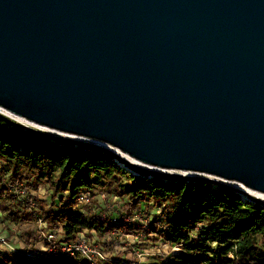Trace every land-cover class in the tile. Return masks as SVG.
<instances>
[{
  "label": "water",
  "instance_id": "1",
  "mask_svg": "<svg viewBox=\"0 0 264 264\" xmlns=\"http://www.w3.org/2000/svg\"><path fill=\"white\" fill-rule=\"evenodd\" d=\"M0 108L264 193V0H0Z\"/></svg>",
  "mask_w": 264,
  "mask_h": 264
},
{
  "label": "trees",
  "instance_id": "2",
  "mask_svg": "<svg viewBox=\"0 0 264 264\" xmlns=\"http://www.w3.org/2000/svg\"><path fill=\"white\" fill-rule=\"evenodd\" d=\"M40 185L46 186L50 203L30 191ZM98 189L116 195L130 217L142 202L161 203L151 238L182 249L174 255L181 263L167 264H264L263 200L244 198L235 188L203 177L151 171L99 145L45 134L0 113V196L6 201L0 209L26 245L25 251L0 248V264H134L117 256L94 263L79 250L61 249L94 231L101 246L112 250L118 233L126 236L139 228L124 218H105L96 208L78 210L85 206L81 194L90 191L92 199ZM39 218L55 233L52 238L33 228ZM42 239L53 250L36 254Z\"/></svg>",
  "mask_w": 264,
  "mask_h": 264
},
{
  "label": "rangeland",
  "instance_id": "3",
  "mask_svg": "<svg viewBox=\"0 0 264 264\" xmlns=\"http://www.w3.org/2000/svg\"><path fill=\"white\" fill-rule=\"evenodd\" d=\"M50 135L59 138L75 139L83 143L96 145V141L94 142L87 139L85 140V138L82 137L67 135L53 130H50ZM130 162L139 167L141 166L132 161ZM160 173H165L168 175L191 176V175H187V173L180 174L163 168H161ZM30 191L34 194L38 193L40 196H43L48 203H50L52 200L51 195L49 193H46L45 185H40L37 190L31 188ZM117 198L118 197L116 195L108 196V193L106 191L98 189L95 190V195L90 201H88L87 203H83L85 204V206L80 205V207H77V209L80 211H85L88 207L94 209L96 208L97 210H100L102 212V215L105 218H113L114 220L124 218L128 222L138 224L139 226V228H137L133 233H128L126 234V236H124V234L122 235L121 233H118V235L120 236L119 243H117L112 250H107V249L102 250L100 247H98L101 246V243L98 242L99 236L96 234V232L86 231L84 234L89 239L88 246L91 247L94 256L97 259L101 257V255H99V253L97 252L100 250L104 255L124 258L126 261L133 262L134 264L181 263L179 260H177L174 257L176 253L182 251L180 247L176 245H170L169 243L163 242V240L156 241L151 238V236L154 234L153 232H151V228H150V226H152L151 222L154 220L156 214L160 212L161 203L155 202L152 199L150 200V204H144V202H142L141 209L135 212L134 217H130L127 214H125L124 211L120 210V204H118L116 201ZM5 202H6L5 198L0 196V206ZM32 226L40 236L42 237L45 236L47 239H49L47 237V234L49 233L48 228L43 223V220L41 218L35 220ZM109 237H110L109 235H106L103 237V239H108ZM0 248H2L5 251L26 250V245L20 237V232L18 227L14 223H11L6 218L5 214L2 213L1 209H0ZM50 251L51 248L45 245L44 239H42L39 243L35 245L34 252L36 254L49 253Z\"/></svg>",
  "mask_w": 264,
  "mask_h": 264
},
{
  "label": "built area",
  "instance_id": "4",
  "mask_svg": "<svg viewBox=\"0 0 264 264\" xmlns=\"http://www.w3.org/2000/svg\"><path fill=\"white\" fill-rule=\"evenodd\" d=\"M0 113H3L5 115H8L10 116L12 119L22 123L23 125L25 126H28V127H31L33 129H36L38 130L39 132H42V133H45V134H50V130L48 129V127L46 126H43V125H40V124H37L35 122H32V121H29L25 118H22V117H19V116H16L6 110H3V109H0ZM96 145H99L103 148H106V149H109L111 151H113L115 154H117L118 156L120 157H123L125 159H127L128 161H132L136 164H139L141 165L142 167H147V168H150V169H153L151 171H156V172H160L161 168L159 167H151V165H148L144 162H141L133 157H129L127 155H125L126 153H121L120 151L108 146V145H105V144H101V143H98L96 142ZM116 160L119 161V158L116 157ZM121 164H125L124 162L122 161H119ZM149 169V170H150ZM191 176H197V177H203V178H206V179H209L213 182L214 185H219V184H224V185H227V186H230V187H233L235 188L236 190H238L242 196L244 198H247V197H250V196H255L257 197L258 199L260 200H263L264 201V198L262 196H259L258 194L254 193V192H251L250 190L246 189L244 187L243 184L241 183H235V181H232V180H228V179H225V178H222V177H218V176H214V175H202V174H196V175H191ZM13 190L15 191H19L17 190V187L13 186L12 187ZM22 191V190H21ZM20 192V191H19ZM23 192V191H22ZM91 197H92V193L90 191H86L84 193L81 194L80 196V199L79 201L81 203H87L88 201L91 200ZM44 223V222H43ZM45 224V223H44ZM54 232H49L47 234V237L50 239L54 236ZM88 237L87 236H84L82 234H79V237L77 238L76 241L74 242H69V243H65L63 246H62V250L63 251H68V252H73L74 250H79L82 254L86 255L90 260L91 262H94V263H97L98 262V259L94 256V254L92 253V249L91 247L88 246ZM97 246V245H96ZM100 247L102 250H104V248L102 246H98ZM51 250H53V248H51ZM96 250V249H94ZM18 251V250H17ZM99 253V255H101L102 258L104 259H111L112 256H108V255H104L102 253V251H97Z\"/></svg>",
  "mask_w": 264,
  "mask_h": 264
},
{
  "label": "bare ground",
  "instance_id": "5",
  "mask_svg": "<svg viewBox=\"0 0 264 264\" xmlns=\"http://www.w3.org/2000/svg\"><path fill=\"white\" fill-rule=\"evenodd\" d=\"M48 129L49 130H53V131H56V132H60V133H63V134H67V135H72V136H76V135H73V134H68V133H65V132H61V131H58V130H55V129H52V128H49L48 127ZM78 137H82V136H78ZM82 138H85V140L87 139V140H90V141H96V142H98V143H103V142H100V141H98V140H94V139H90V138H86V137H82ZM106 145H108V144H106ZM108 146H110V147H112V148H114V149H116V150H118L117 148H115V147H113V146H111V145H108ZM118 151H120V150H118ZM122 153V152H121ZM127 155V154H126ZM129 156V155H128ZM130 157V156H129ZM151 167H153V166H151ZM166 170H169V169H166ZM170 171H174V170H170ZM174 172H177V173H180V174H198V173H190V172H182V171H174ZM202 175H209V174H202ZM235 183H239V182H235ZM246 189H248V190H252L251 192H256V193H258V195L259 196H262V197H264V193L263 192H259V191H256V190H253V189H251V188H248V187H246V186H244Z\"/></svg>",
  "mask_w": 264,
  "mask_h": 264
}]
</instances>
